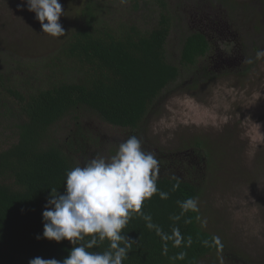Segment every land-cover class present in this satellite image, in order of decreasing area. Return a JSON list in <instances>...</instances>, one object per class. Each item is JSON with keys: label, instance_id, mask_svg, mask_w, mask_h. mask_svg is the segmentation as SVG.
I'll return each mask as SVG.
<instances>
[{"label": "trees", "instance_id": "16d2710c", "mask_svg": "<svg viewBox=\"0 0 264 264\" xmlns=\"http://www.w3.org/2000/svg\"><path fill=\"white\" fill-rule=\"evenodd\" d=\"M211 9L221 12L205 19ZM76 23L48 53L0 40V264L68 257L70 241L37 239L51 189L63 194L67 171L114 155L131 136L154 153L156 186L168 195L162 199L158 191L131 213L122 232L131 247L122 264H199L203 258L224 264L217 254L227 247L201 226L197 206L181 207L202 192L204 142H189L186 160L171 167L167 155L174 151L152 147L146 132L174 86L190 81L195 88L214 77L220 30L234 33L232 49L253 58L250 67L259 62L264 0H85ZM239 29H245L242 40ZM107 248L105 240L89 251ZM228 257L230 264L240 261L237 253ZM249 264L264 259L249 257Z\"/></svg>", "mask_w": 264, "mask_h": 264}, {"label": "rangeland", "instance_id": "374dc122", "mask_svg": "<svg viewBox=\"0 0 264 264\" xmlns=\"http://www.w3.org/2000/svg\"><path fill=\"white\" fill-rule=\"evenodd\" d=\"M84 1L59 0L64 12L59 22L65 33L53 37L43 33L35 13L17 7L21 0H0V40L17 42L35 55L48 53L75 29ZM227 31L218 32L225 52L219 47L210 64L214 77L195 88L190 81L174 86L151 113L146 136L152 147L174 151L167 155L171 167L186 160L189 142H204L206 170L197 178L202 188L196 200L199 223L227 247L217 254L218 261L230 264L231 252L240 256L234 264H249V257L256 262L264 259V58L252 67L244 63L241 48L232 49L234 33ZM239 31L242 40L245 29ZM226 54L240 59L231 60ZM209 261L203 258L199 264Z\"/></svg>", "mask_w": 264, "mask_h": 264}, {"label": "clouds", "instance_id": "9594fccd", "mask_svg": "<svg viewBox=\"0 0 264 264\" xmlns=\"http://www.w3.org/2000/svg\"><path fill=\"white\" fill-rule=\"evenodd\" d=\"M25 6L35 13L43 33L53 37L65 33L59 22L64 14L59 0H21L17 5L20 9ZM261 58H264V48L255 53V60ZM253 62L250 57L244 60L247 64ZM157 170L154 153L143 151L140 139L131 136L120 143L114 155L97 156L67 171L64 193L51 189L42 213L43 234L37 239L56 242L66 239L74 247L62 261L36 257L28 264H122L131 247L129 239L122 235L123 229L131 213L140 212L144 200L158 193ZM159 195L166 199L168 194L159 191ZM195 206L192 198L181 203L185 209ZM145 219L150 220V217ZM105 240L108 241L106 250L89 251Z\"/></svg>", "mask_w": 264, "mask_h": 264}, {"label": "flooded vegetation", "instance_id": "af4514ba", "mask_svg": "<svg viewBox=\"0 0 264 264\" xmlns=\"http://www.w3.org/2000/svg\"><path fill=\"white\" fill-rule=\"evenodd\" d=\"M217 11L221 12L220 9H211V10H209V11L207 12L208 15L205 13V14H203V17H204L205 19L210 20V18H208V17H209V14H210V13H215V12H217ZM214 15L217 17V19H220V18H221V14H214ZM235 36H236V35H235ZM243 60H244V58H243Z\"/></svg>", "mask_w": 264, "mask_h": 264}]
</instances>
